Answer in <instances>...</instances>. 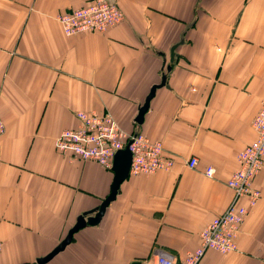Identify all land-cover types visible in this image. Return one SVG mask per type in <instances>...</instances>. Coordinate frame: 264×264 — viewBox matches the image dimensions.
Returning a JSON list of instances; mask_svg holds the SVG:
<instances>
[{
  "label": "crops",
  "instance_id": "0c3cea01",
  "mask_svg": "<svg viewBox=\"0 0 264 264\" xmlns=\"http://www.w3.org/2000/svg\"><path fill=\"white\" fill-rule=\"evenodd\" d=\"M89 1L0 0V264L37 263L109 195L112 168L56 147L64 129L79 125L80 110L111 111L126 133L161 141L174 164L130 174L102 220L76 232L47 264H155L158 250L184 260L233 202L227 182L257 136L264 0H112L122 23L66 35L58 15ZM163 75L167 84L136 122ZM255 183L262 196L241 227L238 250L210 249L199 264H264V167Z\"/></svg>",
  "mask_w": 264,
  "mask_h": 264
},
{
  "label": "built area",
  "instance_id": "2783aa9c",
  "mask_svg": "<svg viewBox=\"0 0 264 264\" xmlns=\"http://www.w3.org/2000/svg\"><path fill=\"white\" fill-rule=\"evenodd\" d=\"M58 20L66 35L73 36L84 32H105L122 23L124 13L115 1L90 0L87 4L60 13ZM77 117L79 125L64 129L56 140L57 149L71 158L93 161L110 169L116 152L132 141L130 174H153L172 168L174 161L164 155L161 141L151 140L141 132L126 133L111 111L80 110ZM252 126L257 136L240 151L239 166L227 182L235 194L231 205L204 227L200 245L188 252L184 260L178 261L173 255L158 250L154 254L155 264H199L210 249L221 254L238 250L241 227L262 196L255 179L264 167V104L253 119ZM5 131V122L0 117V140ZM197 164V157H192L189 166L194 168ZM214 174L215 167L211 165L206 169V175L213 177ZM241 198H245L247 203H239ZM2 249L3 242L0 241V252Z\"/></svg>",
  "mask_w": 264,
  "mask_h": 264
},
{
  "label": "water",
  "instance_id": "95a60500",
  "mask_svg": "<svg viewBox=\"0 0 264 264\" xmlns=\"http://www.w3.org/2000/svg\"><path fill=\"white\" fill-rule=\"evenodd\" d=\"M184 42L185 39L183 34L181 36V41L171 47V63L174 62L176 59V48ZM165 68H167V70H171V64H165L163 66V69ZM166 84L167 76L163 75L161 82L152 86L144 104L139 109L136 122L140 124L143 123L145 113L148 111L151 104V100L155 96L157 89L162 86H165ZM131 142L132 141H130L125 148L119 149L115 154L112 167L114 171V179L111 185V191L109 195L95 209L86 211L82 215H80L77 219L76 224L69 230L67 236L63 239V241H61V243L57 245L49 254L38 258V264H47L48 262H50L57 254L64 251L66 247L73 241V237L76 232L86 227L87 225H97L102 220L108 206L111 204L112 201L117 198L118 194L120 193L121 184L130 176V168L133 159V153L130 149ZM131 264H142V262L134 261Z\"/></svg>",
  "mask_w": 264,
  "mask_h": 264
},
{
  "label": "rangeland",
  "instance_id": "374dc122",
  "mask_svg": "<svg viewBox=\"0 0 264 264\" xmlns=\"http://www.w3.org/2000/svg\"><path fill=\"white\" fill-rule=\"evenodd\" d=\"M27 264H38V263L35 262V263H27Z\"/></svg>",
  "mask_w": 264,
  "mask_h": 264
}]
</instances>
